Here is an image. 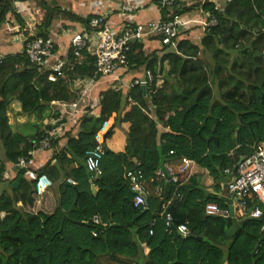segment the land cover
Masks as SVG:
<instances>
[{"label": "trees", "instance_id": "obj_1", "mask_svg": "<svg viewBox=\"0 0 264 264\" xmlns=\"http://www.w3.org/2000/svg\"><path fill=\"white\" fill-rule=\"evenodd\" d=\"M29 1L0 0V30L10 14L25 26L15 4ZM202 1L206 20L215 16L217 23L205 27L198 43L180 32L170 44L157 36L163 45L161 54L158 50L146 52L145 40L131 44L127 67H144L152 75L145 82L146 95L143 83L103 90L98 111L90 106L83 110L78 136L66 134V145L53 156L57 162L29 168L31 179L24 177L19 186L0 194V264H96L102 257L122 264H264L262 220L243 217L246 223L228 234L233 218L205 214L208 202L228 205L221 197L205 195L196 176L175 183L158 175L166 163L188 157L220 183L225 169L234 170L241 156L264 142V0H223L220 6L212 0ZM183 7L164 9L162 18L183 15ZM54 11L44 15L36 36H51L57 18ZM58 11L86 30L95 16ZM69 54L74 64L56 81L49 80L48 73L32 64L24 51L3 55L0 183L8 162L17 164L19 158L32 157L30 153L49 130L44 120L61 119L56 104L79 100L74 81L102 77L96 71L95 57L86 50L81 62H76L72 51ZM161 75L164 82L159 85ZM14 101L20 102L21 113L39 120L28 123L33 132L10 124L8 112ZM105 121L111 124L102 174L92 177L86 153L95 146V135ZM121 130L126 135L125 150L117 151L112 141ZM51 143L55 146L58 139L52 137ZM67 163L74 165L70 172ZM134 169L162 189L160 195L149 197L147 209L133 205L127 172ZM26 171L21 167L19 174ZM41 175L58 185L59 196L51 211L35 210L38 197L46 192L36 190ZM70 177L75 184L68 182ZM165 203L176 226L187 223L189 236L166 225ZM258 204L256 198L250 199L248 209ZM95 215L106 225L96 224Z\"/></svg>", "mask_w": 264, "mask_h": 264}, {"label": "built area", "instance_id": "obj_2", "mask_svg": "<svg viewBox=\"0 0 264 264\" xmlns=\"http://www.w3.org/2000/svg\"><path fill=\"white\" fill-rule=\"evenodd\" d=\"M150 1L161 12V17L158 19L144 24L127 23L120 28H114L109 25L106 15L97 14L89 20L90 30L85 29L79 32L65 30V33L71 36L69 45L65 48L66 51H59L58 37H55V35H51L48 38L36 36V31L33 30L32 25L28 21L23 26L11 14L6 20L5 28L8 33H17L12 35L11 40L21 43L22 51L25 52L29 61L37 66L40 71L47 72L48 79L51 81L65 77L67 66H73L74 63L71 62L70 51L73 52L76 62H81L83 51L86 50L91 56L95 57L97 73L110 76L117 74L120 69L128 66V55L133 42H142L149 37L162 36L164 38L163 42L170 44L172 38L181 32L183 24L180 16L168 15L166 18H162V11L166 8L173 9L175 6H180L189 0ZM225 1L231 2L233 0ZM21 6L25 7L20 2H17L15 4V11L17 14L24 16V8ZM36 13H39V11ZM41 22L38 23L41 24ZM216 23L217 19L215 16H212L210 20H205L203 25L206 27L215 25ZM2 58L3 54L0 56V61ZM147 76L150 80L152 79L151 72H148ZM117 80H120V77H117ZM75 82L78 88H81L82 92L86 93L92 87L94 80L78 78ZM139 84H141V81L135 79L128 86L133 87ZM60 105H65V103ZM71 105L76 106L75 104ZM109 128L110 122L105 121L95 135V146L86 153V166L89 172L95 173L96 176L102 174L101 163L106 153L105 135L109 131ZM56 133L55 129L48 130L40 139L36 149H50L52 146L51 138L55 137ZM33 151L30 153L32 156ZM33 164L32 157L19 158L17 163L19 167L24 169L30 168ZM182 164L179 170L168 169V178L164 171H159L158 175L166 177L168 181L178 183L181 175L189 169L191 160L183 158ZM225 175L230 178V181L226 183V190L228 196L234 200L233 209L228 203L227 206H221L217 202H208L205 206V214L224 219H230L234 216L238 220L244 219L243 217L260 219L263 221L261 232L264 233V143L260 142L256 144L251 154L241 156L234 170L225 169ZM127 177L131 182V189L134 193V207L146 209L144 197L146 180L143 172L139 169L129 170ZM52 185L53 182L47 175H41L37 179L36 190L38 193H43ZM179 197H182V195H179ZM253 198H256L260 204L255 205L249 210L248 202ZM168 205L167 203L163 204L164 211L169 207ZM164 218L169 228L176 227L180 235L184 237L189 236L190 230L187 223H181L176 226L172 213L167 211ZM93 220L96 224L106 225L98 215H95ZM150 233L152 234L153 231L151 230Z\"/></svg>", "mask_w": 264, "mask_h": 264}, {"label": "crops", "instance_id": "obj_3", "mask_svg": "<svg viewBox=\"0 0 264 264\" xmlns=\"http://www.w3.org/2000/svg\"><path fill=\"white\" fill-rule=\"evenodd\" d=\"M213 1H215L219 6L223 3V0H213ZM99 4L100 6L98 5L97 8L91 12L79 11L80 10L79 8L74 10V12L81 16H88L89 14H95V15L104 14L107 17V21L109 25H111L114 28H120L122 25L127 23L144 24L148 21L155 20L161 17V12L159 11L158 7L150 0H100ZM190 14L191 13L189 12H185L183 15L180 16L181 22L183 24L181 32L184 37L190 38L194 42L198 43V41H200L202 36L204 35L205 28L202 27L198 29L200 34L199 37L195 36L196 30H192V28L194 26L203 25V22L206 20L207 17H205V13H202L203 15H199V16L196 14L195 15H190ZM66 25L70 26L69 28H67L68 30L74 32L85 30V26H83L80 23L67 22ZM55 37H58L59 39V51L65 50V48L68 47L69 45L71 36L67 35L65 33V30H63V34H60L58 36L55 35ZM65 40H67L68 44L67 43L64 44ZM162 46L163 45L160 42V40L157 39L155 36L149 37L144 41V49L146 52L161 50ZM20 51H22V48L21 50H18L16 52H20ZM159 54H161L160 51ZM117 77H120V80H117ZM102 78L104 79L106 84L105 87L103 88L100 87L102 83L100 80ZM147 78H148L147 72L145 73L144 67L137 68L135 66L133 67L130 66L120 69L118 73L114 75H110V76L102 75V77L99 80L96 79V81L93 82L92 87L86 93H83L82 89L78 88L76 82L74 81L72 87L78 92L79 100L72 103H66L65 105H60L61 103L56 104L57 110L60 111V108L62 109L60 111L61 119L59 121L55 120L56 122L54 120H50L47 122L45 121L47 127L49 126L48 127L49 130H53V129L56 130L57 133L54 138L58 139V143L55 146H51L50 149H46V150L35 149L33 151V156H32L34 164L30 168L33 167L35 169H40L49 162H52V164H55L57 162V160L54 159L53 156L56 152L60 151V149H62L66 145L67 142L66 134L71 133L75 137L78 136L79 127L77 125H79L78 120L83 114V110L86 107L90 106L92 107L93 112H95L96 110L98 111L99 103H100L99 102L100 94L103 90L110 87L116 89H128L130 88L128 84H130L135 79L140 80L141 83H143L142 84L143 86L145 85ZM163 82H164V75H161V77H159L158 79V84L160 85ZM146 94L147 93L145 92V95ZM71 104H75L76 106H72ZM11 110L12 107L10 108L8 115H9L10 124L12 125L13 119L10 113L12 112ZM14 114L18 116L17 121H18V125L20 126H17V128L16 127L13 128L19 130L21 129V131H26L23 125L24 123H26L27 121L26 119L28 115L21 113V108H17L14 111ZM62 120L65 121L61 122ZM22 126L24 129L21 128ZM160 126L162 127L163 130H165V128H163L161 124ZM125 127L128 129L129 125L126 124ZM111 128H114V125H111ZM125 142H126V135L124 131L121 130L118 131V134L115 136V139L112 141V146L117 151H124ZM67 155L68 158H70V155L69 154ZM183 158H187L191 160V164L189 169L186 172H184L183 175H181L179 180L189 182L190 179L193 178V176H196L198 178V185L204 191L205 195L211 194L213 196H219L221 198L223 196L230 198L226 190V183L228 180V177L226 175H224V178L219 183L214 179V177L210 174V171L207 168H203L199 166L194 160L188 157H182L175 161L166 163L163 168H165L166 171L170 168L173 170H179L183 165L182 164ZM66 168L70 172L72 168H74V165L73 164L68 165L67 163ZM20 169L21 167H19L17 164H13L11 162L7 163L6 172L4 175V182L0 183V194L4 191H10V189L13 188V183L18 179L20 175L22 176V178L25 177L31 179L33 177V174L29 168H27L25 175L19 174ZM68 182L75 184L73 177L72 178L70 177V179H68ZM19 184L20 183H18V186ZM57 187L58 185L56 183H53V185L42 196L38 197V200L35 204L36 211L53 210L56 204L57 196H59ZM93 190L96 191L97 190L96 187ZM161 190H162L161 188L154 186L152 179L145 181V194L147 195L148 201H149V197L155 198L156 195L157 196L160 195ZM18 206L22 207L23 203L19 202ZM148 251L149 248L145 247V253H147Z\"/></svg>", "mask_w": 264, "mask_h": 264}, {"label": "rangeland", "instance_id": "obj_4", "mask_svg": "<svg viewBox=\"0 0 264 264\" xmlns=\"http://www.w3.org/2000/svg\"><path fill=\"white\" fill-rule=\"evenodd\" d=\"M99 1L100 0H74V1L72 0H31L27 2V4L24 5L25 7L21 6L22 8H24L23 12H25L24 13L25 15L22 16V18H23L24 23L28 21L32 25L33 30L36 31L38 29V24H39L38 22L42 21V19L44 18V15L48 11L54 9L55 11L53 13H56L57 18L53 21L50 34L58 36L60 34H63V30H66L67 27L68 28L70 27L66 25L67 22L77 23V22H73V21L66 19L65 15L62 14L63 12H59L58 9L73 10L74 12V10L79 8L80 9L79 11L91 12L95 10L98 5L100 6ZM202 4H203L202 0H189V2L183 3V5L185 6L183 8L186 9V12L191 13L190 15L196 14L199 16V15H203L202 13H204L202 12ZM37 11H39V13H36ZM5 27H6V24L0 30V54H3V55L15 53L16 51L21 50L22 48V45L20 42L12 41L10 38L12 37V35H15L17 33H8ZM202 27L205 28V26L203 25L194 26L192 28V30H196L195 36L197 37L200 36L198 29ZM155 37L157 38V36ZM66 43H67V40L64 41V44ZM158 51H161V50H158ZM100 81L102 82L100 87L101 88L105 87L106 84H105L104 79L102 78ZM171 81L174 83V79H171ZM215 92L218 95L217 89H215ZM11 107H12V110H11L12 112L10 113L13 119L12 127L17 128V126H20V125H18V121H17L18 116L14 114V111L17 108H21V104L19 103V101H14ZM26 120H27L26 123H24L23 125L25 127V130L33 132L32 127L28 123L30 122L39 123V120H37V118L34 115L33 116L28 115ZM45 121L46 122L50 121V119H45L44 124H45ZM23 126L21 128H23ZM96 264H122V263L112 261L106 257H102L101 259H99V261Z\"/></svg>", "mask_w": 264, "mask_h": 264}, {"label": "water", "instance_id": "obj_5", "mask_svg": "<svg viewBox=\"0 0 264 264\" xmlns=\"http://www.w3.org/2000/svg\"><path fill=\"white\" fill-rule=\"evenodd\" d=\"M0 56H1V54H0ZM142 89H143L144 92H146V86H145V85L142 86ZM64 121H65V120H62L61 122H64ZM61 122H60V123H61ZM48 127H49V126H48ZM106 136H107V135H105V138H106ZM128 144L131 146V143H130V142H128ZM134 160L137 161L136 158H135ZM163 171H164V172L166 173V175H167V171H166L165 168H163ZM91 176H92V177H96L95 173H91ZM21 178H22V176L20 175V176L18 177V179L13 183V187H17V186H18V183L20 182ZM167 178H168V175H167ZM227 181H230V178H228ZM92 188L94 189L95 186L93 185ZM144 197H145V201H146V204H147V202H148V198H147V195H146L145 193H144ZM221 199H222V201H224V202L230 204L231 207H232V209H233V202H234L233 199L228 198V197H225V196H223ZM146 209H147V208H146ZM233 215H234V213H233ZM258 220H260V219H258ZM246 221H247V219L238 220V219L234 216V217H233L234 225H233L232 228L228 231V234H234L237 230H239V229H240V228L246 223ZM200 239H202V237H200Z\"/></svg>", "mask_w": 264, "mask_h": 264}]
</instances>
